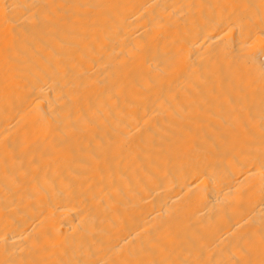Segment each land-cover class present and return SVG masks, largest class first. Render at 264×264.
Returning a JSON list of instances; mask_svg holds the SVG:
<instances>
[{
    "label": "bare ground",
    "instance_id": "obj_1",
    "mask_svg": "<svg viewBox=\"0 0 264 264\" xmlns=\"http://www.w3.org/2000/svg\"><path fill=\"white\" fill-rule=\"evenodd\" d=\"M0 264H264V0H0Z\"/></svg>",
    "mask_w": 264,
    "mask_h": 264
}]
</instances>
